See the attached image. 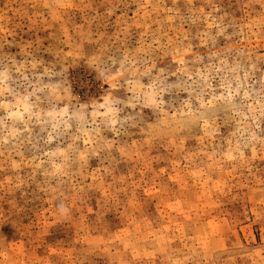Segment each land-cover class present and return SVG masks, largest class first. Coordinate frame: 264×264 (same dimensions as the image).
Instances as JSON below:
<instances>
[{
	"label": "rangeland",
	"instance_id": "1",
	"mask_svg": "<svg viewBox=\"0 0 264 264\" xmlns=\"http://www.w3.org/2000/svg\"><path fill=\"white\" fill-rule=\"evenodd\" d=\"M0 264H264V0H0Z\"/></svg>",
	"mask_w": 264,
	"mask_h": 264
}]
</instances>
